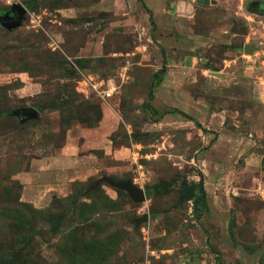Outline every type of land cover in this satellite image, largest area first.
<instances>
[{"label": "rangeland", "instance_id": "obj_1", "mask_svg": "<svg viewBox=\"0 0 264 264\" xmlns=\"http://www.w3.org/2000/svg\"><path fill=\"white\" fill-rule=\"evenodd\" d=\"M16 5L21 25L0 26V264H264V0H0V15ZM69 139V196L34 199L23 180ZM104 178L207 196L137 203Z\"/></svg>", "mask_w": 264, "mask_h": 264}, {"label": "crops", "instance_id": "obj_2", "mask_svg": "<svg viewBox=\"0 0 264 264\" xmlns=\"http://www.w3.org/2000/svg\"><path fill=\"white\" fill-rule=\"evenodd\" d=\"M92 138V137H91ZM94 143V142H93ZM84 148L88 149V148H91V146H88L86 147L87 145L84 144ZM95 145V143H94ZM96 146V145H95ZM72 152V141H67V144L63 147L62 151H61V158L59 160V158H51V161L49 163L46 164V168H47V171L44 172L43 174L41 175H37L38 177H35V175L33 174H30L32 176H29L25 177V179L23 180V184L25 185L24 189L26 192H31V195L33 196L34 199L38 200V198H40V194L43 195L45 192H49V193H53V192H56L57 194L59 195H62V196H66L68 195L69 192H66V191H69L66 190V189H61V178L64 176V172H59L58 171V167H57V164L61 162H64V157H66V155H70ZM63 154V155H62ZM68 156L66 158H68ZM65 158V159H66ZM55 160V161H54ZM68 160V159H67ZM53 162V163H51ZM51 164V165H50ZM40 177H43L42 182H40ZM49 179V178H52L53 180L51 182H46V179ZM42 183V184H41ZM38 195L37 197H35V195ZM69 196V195H68ZM58 197V198H63V197H60L58 195H53L52 196V199ZM36 204H38L37 202H34Z\"/></svg>", "mask_w": 264, "mask_h": 264}, {"label": "water", "instance_id": "obj_3", "mask_svg": "<svg viewBox=\"0 0 264 264\" xmlns=\"http://www.w3.org/2000/svg\"><path fill=\"white\" fill-rule=\"evenodd\" d=\"M25 15V10L21 6H14L11 12H7L5 15H0V26L8 30H13L18 28ZM252 47H246V53H252ZM20 115L23 119L36 118L38 116V111L35 109H24L20 112ZM104 181H107L112 187L119 190L126 191L133 201L137 203H142L147 200L145 191L138 188L132 182H115L112 179L104 178Z\"/></svg>", "mask_w": 264, "mask_h": 264}, {"label": "trees", "instance_id": "obj_4", "mask_svg": "<svg viewBox=\"0 0 264 264\" xmlns=\"http://www.w3.org/2000/svg\"><path fill=\"white\" fill-rule=\"evenodd\" d=\"M147 10L150 13H152V11H150L149 9H147ZM1 13L2 12L0 11V14ZM166 66H167V62H164L163 69L154 75L153 88L159 87L162 84V82L164 81V74L167 73ZM178 184H180L179 181H173L170 183H164V184L153 186L151 188H147L145 190L147 199L151 198L152 196L168 195L171 192H173L177 188V186H182L183 198L185 200H192L195 196V188H198L200 190V193H201V199L203 201H206L207 192H206V189L204 188V185L202 182L200 184L193 183L191 186H188V182H186V181H183L181 183V185H178ZM118 192L121 193V191H118ZM6 264H12V263L8 262Z\"/></svg>", "mask_w": 264, "mask_h": 264}]
</instances>
